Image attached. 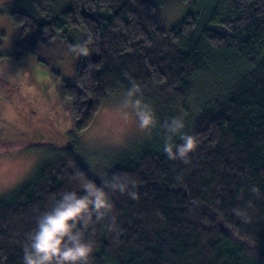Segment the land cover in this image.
I'll return each instance as SVG.
<instances>
[{"label":"trees","instance_id":"trees-1","mask_svg":"<svg viewBox=\"0 0 264 264\" xmlns=\"http://www.w3.org/2000/svg\"><path fill=\"white\" fill-rule=\"evenodd\" d=\"M54 4L28 0L11 19L17 47L33 53L66 40L67 29L81 32L76 82L63 90L78 130L134 82L161 123L183 114L185 130L200 141L186 166L167 159L158 128L109 165L137 181L140 198L115 200L118 235L100 225L87 233L90 264H264V0H215L170 29L161 27L163 0H70L59 13ZM77 153L74 144L62 147L0 201V264H23L35 216L75 187L70 174L100 183ZM241 208L246 214L235 215Z\"/></svg>","mask_w":264,"mask_h":264},{"label":"rangeland","instance_id":"rangeland-1","mask_svg":"<svg viewBox=\"0 0 264 264\" xmlns=\"http://www.w3.org/2000/svg\"><path fill=\"white\" fill-rule=\"evenodd\" d=\"M28 0H0V201L31 182L40 169L58 158L61 148L74 144L77 154L95 177L100 170L89 153L112 165L134 153L150 136L126 122L108 96L93 124L78 130L71 100L64 87L76 82L82 56L81 32L67 29V39L53 38L34 53L17 47L19 29L11 13L24 9ZM215 0H163L158 7L161 27L170 29L188 12L202 11ZM59 13L70 0H54Z\"/></svg>","mask_w":264,"mask_h":264},{"label":"clouds","instance_id":"clouds-1","mask_svg":"<svg viewBox=\"0 0 264 264\" xmlns=\"http://www.w3.org/2000/svg\"><path fill=\"white\" fill-rule=\"evenodd\" d=\"M113 104L141 135L150 136L154 130L163 129L162 151L167 159L191 165L192 154L200 141L185 130L183 114L161 123L153 105L145 99L142 86L134 82ZM89 155L91 164L100 169L96 173L100 183L91 179L82 181L77 173L68 176V184L75 187L61 191L48 209L35 216V227L23 248V264H90L95 245L87 233L100 225L110 233L119 234L115 200L119 197L139 200L137 181L127 174L109 171V165L96 155ZM181 177L182 173L178 174V179ZM250 191L261 195L254 186ZM247 206H251L250 202ZM233 211L237 216L246 214L243 208Z\"/></svg>","mask_w":264,"mask_h":264}]
</instances>
